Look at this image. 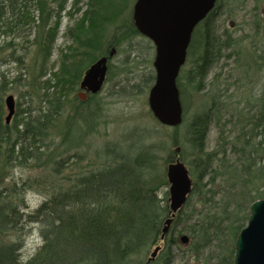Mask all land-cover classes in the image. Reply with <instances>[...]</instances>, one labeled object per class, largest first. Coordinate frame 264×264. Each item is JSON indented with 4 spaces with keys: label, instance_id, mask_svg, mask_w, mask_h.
Instances as JSON below:
<instances>
[{
    "label": "trees",
    "instance_id": "obj_1",
    "mask_svg": "<svg viewBox=\"0 0 264 264\" xmlns=\"http://www.w3.org/2000/svg\"><path fill=\"white\" fill-rule=\"evenodd\" d=\"M255 1L258 10L262 0ZM80 2L0 0V35L23 31L31 22L35 26L33 59L40 74H46L44 67L52 56L63 16L79 15L66 27L72 43L60 49L52 76L42 83L32 78L25 106L18 103L13 122L7 123L0 115V264H159L149 262L146 255L161 241L162 228L170 216L169 182L166 172L159 170L161 149L149 131H140L127 143L132 153L118 151L117 146L97 148L96 159L87 165L89 170L80 172L67 188L56 183L57 188L33 211H23L25 196L17 183L10 182L11 187L5 183L16 167L46 164L61 180L70 156L82 161L84 155L74 149L88 146L85 140L100 125L104 110L100 92L89 93L86 101L78 98L83 76L97 59L108 56L110 47L128 43L139 34L132 14L127 17L124 12L128 0H86L85 6ZM228 2L217 0V5ZM203 22L207 24V18L195 28L187 55L188 60L189 54L201 48L188 73L190 83L196 86L206 78L214 60L222 56V50L234 43L211 35ZM111 26L117 27L108 36ZM260 26L257 18V31ZM259 49L256 61L264 64V51L259 53ZM154 80L153 76L151 86ZM177 83L182 100L180 75ZM6 86L1 79V105ZM259 103L256 112L236 109L226 119L223 114L229 110L225 101L213 98L207 109L190 119L183 137L179 134L181 125L175 127L177 143H187L191 154L187 164L193 189L185 206L195 195L203 208L195 209L199 218L184 222L181 233L190 236L189 249L203 264H233L236 238L247 224L250 206L264 197V100ZM186 107L183 104V122ZM212 121L219 125L218 142L215 149L207 150ZM228 125L234 133L226 135ZM57 136H61L60 143ZM185 150L180 152L183 161ZM69 152L71 155L63 157ZM177 157L172 151L162 164ZM183 211L176 214L170 232L184 220ZM32 224L39 226L43 242L31 258L24 259L22 241L11 234ZM164 241L160 264H171L170 249L179 239L168 234Z\"/></svg>",
    "mask_w": 264,
    "mask_h": 264
},
{
    "label": "rangeland",
    "instance_id": "obj_2",
    "mask_svg": "<svg viewBox=\"0 0 264 264\" xmlns=\"http://www.w3.org/2000/svg\"><path fill=\"white\" fill-rule=\"evenodd\" d=\"M85 2L86 0H81L80 4L85 6ZM134 2L135 0H128L124 11L127 17L132 14ZM259 5L260 8L256 10L255 0H229L228 4H223V6L218 4L207 16V24L202 23V26L210 27L211 35L219 36L222 41L227 39L228 42L234 43L222 50V56L219 60H214L208 69L206 78L199 86L190 83L188 73L192 66V58L201 48L195 50L194 54L193 52L189 54V58L180 72V80L183 85L182 103L187 106L185 120L181 126L179 125L181 137H183L182 133L190 119L196 113L207 109L213 98L225 101L229 110L223 114V118L226 119L230 117V112H234L236 109L243 110L241 108H245L256 112L260 99L264 100V64L256 61L255 52L258 48H260L259 53L264 51V0ZM30 11H33V7L30 8ZM8 15L11 17V12ZM78 16L77 14L72 17L63 16L52 56L44 67L46 74H40V66L35 64L33 59L36 49L33 44L36 28L32 22L26 25L23 31L11 30L7 34L0 35V80H4L7 85L2 97V105L0 104L2 120H6L9 112L5 101L9 94L15 97L17 111L19 102L23 107L25 106L24 96L32 78L36 77L38 83H42L46 78L52 76L51 72L58 67L60 49L72 43V39L65 34L66 27L68 24H73L74 18ZM257 18L261 22L258 31L255 27ZM115 27H109L108 36L112 35ZM129 42L117 45L115 53L108 59V79L100 91L101 99L104 102V110L100 116L101 123L94 127L95 131L89 135V140H85L88 146L74 149L77 154L84 155L82 161L77 156H70L69 163L61 174V180H57L60 176L55 175L51 171V165L47 164L35 167L20 166L10 171L5 183L11 187L10 182H15L19 190L23 192L25 196L24 212L35 210L57 188L56 183L60 184L61 182L62 188H67L80 172L89 170L91 167L87 165L96 159L94 157L97 148L117 146L118 151L132 153L133 150L127 143H130L135 137L134 135H138L140 131H149L159 145L161 151L158 167L161 172L167 171L169 163H166L165 166L162 163L168 154L174 151L175 156L180 157L181 151L176 152V148L178 146H181V150L185 148V160L182 162L185 163L193 179L187 164L191 156L188 144L182 140V143H177L175 127L165 126L158 122L154 115L152 116L153 113L148 104L149 88L152 84L150 80L156 74L154 67L155 45L147 37L139 34ZM231 52L233 54L227 56ZM15 116L16 112L10 122H13ZM224 131L226 135H229L233 131L232 125L226 126ZM218 134L219 125L216 121H212L206 138L207 150L216 148ZM55 138L57 143H60L61 136ZM69 154L71 155V152L64 153L63 157L66 158ZM65 176L72 179L67 181L64 179ZM188 203L183 207L184 220L176 229L172 232L170 229L168 232L170 236L179 239L178 243L173 244L170 249L171 264H203L189 249L190 236L187 233H181L184 222L193 223L199 218L195 209H203L195 195L190 198ZM183 234H187L190 238L187 243L180 240ZM11 237L22 241L20 251L24 259L31 258L43 242L39 226L34 224L27 226L24 231L12 232ZM164 243V239H161L158 245L149 250L146 255L149 262L158 261L159 264L161 263ZM157 246L160 249L155 258H152L153 249Z\"/></svg>",
    "mask_w": 264,
    "mask_h": 264
},
{
    "label": "water",
    "instance_id": "obj_3",
    "mask_svg": "<svg viewBox=\"0 0 264 264\" xmlns=\"http://www.w3.org/2000/svg\"><path fill=\"white\" fill-rule=\"evenodd\" d=\"M217 0H137L134 5V21L138 30L150 38L156 46L154 67L155 81L149 90L148 104L154 117L162 125L176 127L182 124L184 108L177 84L181 67L185 64L192 34L196 26L214 9ZM264 12V9H263ZM115 49L109 54L112 56ZM108 56L97 59L85 72L77 96L86 101L88 93L101 91L108 72ZM9 123L16 112V100L9 94L6 99ZM181 147L176 148L180 152ZM169 182L170 216L162 228L164 239L176 214L185 205L192 191V178L185 163L177 158L167 166ZM247 225L235 242L233 264H264V197L251 204ZM183 234L180 240L189 241ZM160 247L152 252L155 258Z\"/></svg>",
    "mask_w": 264,
    "mask_h": 264
},
{
    "label": "flooded vegetation",
    "instance_id": "obj_4",
    "mask_svg": "<svg viewBox=\"0 0 264 264\" xmlns=\"http://www.w3.org/2000/svg\"><path fill=\"white\" fill-rule=\"evenodd\" d=\"M137 2V0H135V2H134V5H135V3ZM134 5H133V10H132V20H133V23H134V25H135V21H134ZM136 26V25H135ZM137 28V27H136ZM139 35H142V36H144L145 37V35L144 34H142L141 32H139ZM115 49V51H116V47H110L107 51H108V57H110L109 56V54L113 51ZM109 61V60H108ZM108 71H109V69H108ZM107 78H108V72H107V76H106V80H107Z\"/></svg>",
    "mask_w": 264,
    "mask_h": 264
}]
</instances>
